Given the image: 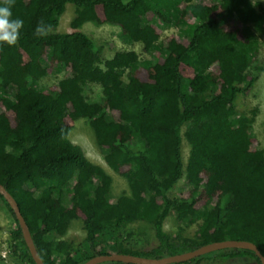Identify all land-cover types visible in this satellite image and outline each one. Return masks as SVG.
I'll list each match as a JSON object with an SVG mask.
<instances>
[{
  "label": "trees",
  "instance_id": "obj_1",
  "mask_svg": "<svg viewBox=\"0 0 264 264\" xmlns=\"http://www.w3.org/2000/svg\"><path fill=\"white\" fill-rule=\"evenodd\" d=\"M68 5L70 31L59 33ZM11 10L23 27L14 46L0 43V184L44 264L113 253L159 259L227 239L251 242L264 257V147L251 133L256 111L237 112L238 98L253 92L264 72L260 2L14 0ZM41 21L50 28L38 37ZM86 24L118 28L143 55L115 50L101 59L81 31ZM170 26L183 36L166 35ZM90 85L98 86L97 99L86 95ZM79 119L106 151L107 168L128 184L114 200L111 177L69 140ZM183 178L182 191L174 192ZM0 200L12 217L8 255L13 264H35ZM169 217L179 230L195 224L193 237L165 232ZM73 220L81 222V246L59 239ZM136 222L152 227L153 243L130 229ZM215 253L180 264H260L248 250L209 257Z\"/></svg>",
  "mask_w": 264,
  "mask_h": 264
},
{
  "label": "rangeland",
  "instance_id": "obj_2",
  "mask_svg": "<svg viewBox=\"0 0 264 264\" xmlns=\"http://www.w3.org/2000/svg\"><path fill=\"white\" fill-rule=\"evenodd\" d=\"M252 2H260L264 7V0H251ZM73 17V7L72 5H68L65 13L59 20V26L57 28V32L65 33L69 32V22ZM81 31L91 37L96 47L99 50V54L101 59L110 58L115 50H122L128 51L133 50L137 52L140 56H142V47L139 44L135 45H127L125 44L120 35L119 30L116 27L104 25V26H94L92 24H86L82 27ZM165 34H178L183 36L180 31H177L174 27H169L167 30H164ZM109 44H112L114 48L111 50ZM259 58L260 60L264 59V40H259ZM62 74L57 76H52L50 78H46L43 80V83L46 86H49L59 79H61ZM86 95L92 99H97L100 95V90L98 86L90 85L86 88ZM256 111V115L254 117V122L252 124L251 133L255 136L262 147H264V72L257 74V82L253 89L248 96H240L237 100V112L238 114L244 115H251L252 111ZM69 140L71 141L72 145L81 149L84 155L92 162L97 165L103 167L105 172L111 177L112 185H111V194L113 200L121 195L122 193L128 192V184L127 182L121 178L120 176L114 174L110 171L104 163V156L106 155V151L97 147L95 144L94 136L92 129L89 127L86 120L79 119L75 122V125L71 132L69 133ZM182 153H183V160L186 163L188 157V147L186 142L183 140L182 142ZM98 182V178H94V184ZM185 179H181L179 183L175 186L174 192H181L184 186ZM12 217L8 213L7 209L3 205L0 200V258L4 264H13V259L8 257L7 255V232L11 225ZM130 229L134 230L135 232L144 233L146 232L145 236L147 239L153 243L154 238L152 237L153 230L152 227L147 223H138L136 222L133 225H130ZM164 231L168 234L175 235L179 234L181 238L193 237V234L196 230V225H182V230L178 229V225L175 221L169 217L163 227ZM145 237V238H146ZM62 240H67L72 242L74 245H82L84 240V232L81 228V222L78 220H73L70 222L68 230L66 234L59 238ZM145 239V240H147ZM144 240V239H143ZM229 240V239H227ZM226 241V240H223ZM6 257L3 259V255ZM224 253H217L213 255H209V257H213L214 255H221ZM207 257V259H210ZM220 257V256H219ZM12 259V260H11ZM201 264H228L227 262L221 261L220 259H214V261L204 260ZM233 264V263H230Z\"/></svg>",
  "mask_w": 264,
  "mask_h": 264
},
{
  "label": "water",
  "instance_id": "obj_3",
  "mask_svg": "<svg viewBox=\"0 0 264 264\" xmlns=\"http://www.w3.org/2000/svg\"><path fill=\"white\" fill-rule=\"evenodd\" d=\"M0 196L12 211L20 228L22 239L34 263L44 264L37 253L29 228L20 213L16 201L1 184H0ZM230 249L251 251L257 257L260 264H264V257L259 252L257 246H255L253 243L248 241H238V240L213 242L210 244L200 246L189 252L163 257L159 259L134 256L130 254L113 253L109 255L94 256L83 264H103L106 262H117L121 264H180L213 252H217L221 250H230Z\"/></svg>",
  "mask_w": 264,
  "mask_h": 264
},
{
  "label": "clouds",
  "instance_id": "obj_4",
  "mask_svg": "<svg viewBox=\"0 0 264 264\" xmlns=\"http://www.w3.org/2000/svg\"><path fill=\"white\" fill-rule=\"evenodd\" d=\"M13 2L14 0H0V43H6L9 46L17 43L23 27V20L12 16ZM49 28L50 26L46 27L41 21L35 29V34L38 37L46 36Z\"/></svg>",
  "mask_w": 264,
  "mask_h": 264
},
{
  "label": "flooded vegetation",
  "instance_id": "obj_5",
  "mask_svg": "<svg viewBox=\"0 0 264 264\" xmlns=\"http://www.w3.org/2000/svg\"><path fill=\"white\" fill-rule=\"evenodd\" d=\"M241 261H242V263H239V261L237 262V263H233V264H244L243 262H244V260L242 259V258H239ZM228 264H230V263H232V262H230V260H227L226 261ZM258 264V262H256V261H253V262H250L249 264Z\"/></svg>",
  "mask_w": 264,
  "mask_h": 264
},
{
  "label": "built area",
  "instance_id": "obj_6",
  "mask_svg": "<svg viewBox=\"0 0 264 264\" xmlns=\"http://www.w3.org/2000/svg\"><path fill=\"white\" fill-rule=\"evenodd\" d=\"M7 255H8V252H7ZM6 257V254H5V256L3 255V259ZM8 257H9V255H8Z\"/></svg>",
  "mask_w": 264,
  "mask_h": 264
}]
</instances>
